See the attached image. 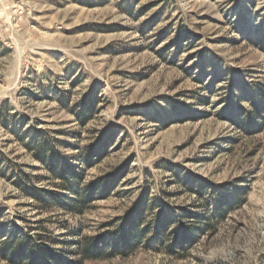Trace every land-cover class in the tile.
Masks as SVG:
<instances>
[{
    "label": "rangeland",
    "instance_id": "374dc122",
    "mask_svg": "<svg viewBox=\"0 0 264 264\" xmlns=\"http://www.w3.org/2000/svg\"><path fill=\"white\" fill-rule=\"evenodd\" d=\"M8 237L0 264H264V0H0Z\"/></svg>",
    "mask_w": 264,
    "mask_h": 264
},
{
    "label": "trees",
    "instance_id": "16d2710c",
    "mask_svg": "<svg viewBox=\"0 0 264 264\" xmlns=\"http://www.w3.org/2000/svg\"><path fill=\"white\" fill-rule=\"evenodd\" d=\"M38 192H42V191H38ZM40 198V197H38ZM39 200H44V199H39ZM70 202V208L72 210H79V208L81 206L86 205L89 202V197L86 195H81V196H76L75 198H72L69 200ZM217 216L219 218H224L225 216V211L224 210H217ZM142 219V217H140V219H138V221H134L133 219L130 220L125 228H129V229H123L121 236H120V241H119V246L121 248V254L123 255H127L134 247H136L140 241L143 239L146 230L145 229H139L138 226L140 225V220ZM206 226H211V219L206 220L205 222ZM181 236H185L184 232H182ZM18 242L22 245H26V241L25 239L23 240V238L20 237H8L6 238L1 244H0V256L4 259H7L11 262H13L15 260V255L17 254V252L14 249V244ZM100 251L94 249L92 247V245L85 244L82 247H78V253L80 254V258L79 260L81 261H85V260H93V259H97L100 257ZM17 264H33V260H25L22 261L20 263Z\"/></svg>",
    "mask_w": 264,
    "mask_h": 264
}]
</instances>
